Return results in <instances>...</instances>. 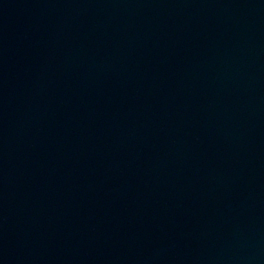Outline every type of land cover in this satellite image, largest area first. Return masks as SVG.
Masks as SVG:
<instances>
[{
  "label": "water",
  "instance_id": "1",
  "mask_svg": "<svg viewBox=\"0 0 264 264\" xmlns=\"http://www.w3.org/2000/svg\"><path fill=\"white\" fill-rule=\"evenodd\" d=\"M0 264H264V0H0Z\"/></svg>",
  "mask_w": 264,
  "mask_h": 264
}]
</instances>
